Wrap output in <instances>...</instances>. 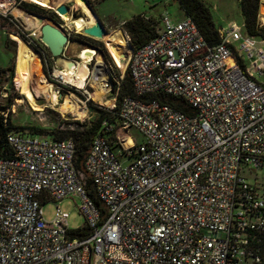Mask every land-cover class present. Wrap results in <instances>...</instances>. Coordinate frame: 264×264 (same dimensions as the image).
I'll use <instances>...</instances> for the list:
<instances>
[{"label":"built area","instance_id":"built-area-1","mask_svg":"<svg viewBox=\"0 0 264 264\" xmlns=\"http://www.w3.org/2000/svg\"><path fill=\"white\" fill-rule=\"evenodd\" d=\"M21 2L0 0V14ZM155 31L126 50L134 95L120 99L116 124L102 121L114 134L94 136L81 170L70 139L7 134L0 264H264V40L231 25L210 45L189 16L166 13ZM154 93L190 112L143 99ZM60 117L70 128L83 120ZM72 196L89 231L82 237L58 206L50 220L42 213L43 203Z\"/></svg>","mask_w":264,"mask_h":264},{"label":"rangeland","instance_id":"rangeland-1","mask_svg":"<svg viewBox=\"0 0 264 264\" xmlns=\"http://www.w3.org/2000/svg\"><path fill=\"white\" fill-rule=\"evenodd\" d=\"M20 1L53 10V7L50 5L44 6L32 0ZM59 1L68 8L66 18H64L65 16H58L57 21H53L60 25L68 35V42L64 48V56L80 61L75 57L77 52L82 48L92 47H88L74 39L75 34H82V30L73 26V20L81 17L84 22H89L92 19L94 20V17L83 16L80 12V7L75 4L73 0ZM203 1L208 6L212 20L218 29H226L231 25H237L241 29L243 28L238 0ZM92 7L97 18L105 27L107 34L115 33L116 35H118V33L115 30L121 28L124 31L121 27V23L135 14H145L157 20L163 13H166L173 20H179L184 15L176 0H101L100 2L94 3ZM16 9L23 11L29 16L22 13H14ZM10 11L11 13H9L8 16L11 17V19H9V23L5 25L6 28L0 26V103L6 105L7 97L11 96V105L13 104V106L10 105L8 109V117L13 125V130L46 134L55 128L57 118L61 115L69 118L75 117L80 120L89 117L92 118L95 116V109H91L90 105L97 108L108 107L111 104V90L113 84L118 81L117 73L122 76L127 67L126 50L129 48L125 44L124 58H120V61H118L111 51L106 48L107 46L104 40L97 39L100 40L106 48V59L101 52L92 48L96 55L86 63L88 67L87 78L76 86H72L52 74L53 67H58L55 65L54 59H52L50 55L48 56L47 49H45L40 41L39 27L44 20L38 19L36 16L39 15L28 13L21 7L15 8V6H12ZM26 17H29V21ZM44 17L50 19L47 16ZM257 20L260 25H264V0H260ZM12 34L23 41L40 61L38 73L32 74L28 82V88L33 99L32 101L26 99L20 92V80L16 73L14 75L18 39L13 38ZM125 34L128 36L126 32ZM97 55L101 57V60L105 63L109 71L107 87L104 93L98 87L95 77L90 75L95 64L99 61L96 58ZM81 72L82 68L78 66V68L75 69V76H80ZM82 84H84L83 87ZM44 88L49 92L57 91L55 100L46 97L43 92ZM79 100L84 101L85 107ZM64 101L67 102V105H63ZM68 105H70V107ZM129 133L136 141H141L142 136L136 129L130 128ZM246 173L249 175L252 174L248 171H246ZM247 179L253 181L251 176H248ZM77 205L78 200L75 196L65 198L59 203L47 201L42 204V213L46 220H50L54 216L56 206H58L62 211L68 213V227L74 229L83 224V219L77 210Z\"/></svg>","mask_w":264,"mask_h":264},{"label":"trees","instance_id":"trees-1","mask_svg":"<svg viewBox=\"0 0 264 264\" xmlns=\"http://www.w3.org/2000/svg\"><path fill=\"white\" fill-rule=\"evenodd\" d=\"M178 2L179 8L182 10L185 16H189L194 23L196 24L198 30L204 37V39L208 42V44L213 45L219 42V32L218 28L215 26L210 10L208 6L204 3L203 0H176ZM240 12L242 15L243 22V30L247 34L260 37L264 40V25H260L257 20L258 10L260 5V0H238ZM92 6V5H91ZM20 7L27 11L28 13L40 16H47L52 21L56 22L58 16L53 10H49L38 6L36 4L21 2ZM9 23V16L5 17L0 15V26L5 27L6 24ZM158 23L157 19H154L145 14H135L132 15L129 19L124 20L121 23V27L129 36V44L132 49H136L145 43L148 39L152 38L156 31L155 26ZM118 35L123 39L124 44L129 48V44L127 41V35L125 32L119 28L116 30ZM75 40L80 43L94 48L96 51H99L103 54L106 59L107 51L104 45L100 42V40L94 39L92 37L77 33L75 34ZM45 47V46H44ZM87 48V47H86ZM45 49H47L45 47ZM48 51V49H47ZM109 51V50H108ZM96 53H94L95 55ZM50 55L48 51V56ZM51 57V55H50ZM52 58V57H51ZM53 59V58H52ZM14 70V69H13ZM15 75V70H14ZM118 75V81L113 84L111 90V96L115 94V89L117 87L116 93V107L113 109H109L107 107H97L94 108L90 105L91 109H95V116L85 118L81 121L74 120L72 121V127L66 126L69 121L57 118L56 126L51 130V132L46 133L47 135L61 140V139H70L74 145V165L77 169L81 170L83 161L87 155L90 144L97 134H112L113 132L106 131L102 126V121L107 119L109 122L116 124L117 123V115L115 114L117 110V106L119 104L120 99L123 96H133V87L132 81L128 72V68L126 67L122 76ZM151 98H157L160 102L168 103L175 108L189 113V107L184 103V101L180 98L166 95L163 93H154L148 94L143 97L144 100H148ZM11 96H8L6 101V105L0 103V157L7 156L11 153V147L7 143L6 136L7 134L13 130V125L11 124L8 114L7 119L4 121L3 111L11 105ZM61 123L64 124L63 127H58ZM86 189L91 198L95 201L96 204H99L97 198L93 193V189L91 187V183L89 179H86ZM89 233L88 227L85 224L75 228L72 231V237H82Z\"/></svg>","mask_w":264,"mask_h":264},{"label":"bare ground","instance_id":"bare-ground-1","mask_svg":"<svg viewBox=\"0 0 264 264\" xmlns=\"http://www.w3.org/2000/svg\"><path fill=\"white\" fill-rule=\"evenodd\" d=\"M32 1L38 4H41V5H44V6L48 5V0H32ZM73 1L75 2V4H77L80 7V12L83 16L85 17L91 16L88 10L86 9L85 5L83 4L82 0H73ZM59 3H60L59 0H49V5L52 7H55ZM16 12L22 13L24 15H28V14H25L23 11H20L17 9L14 10V13ZM62 16H65L64 18L67 17L66 14H63ZM26 18L28 20L29 17H26ZM44 22H48V21L45 20ZM93 22H94L93 19L89 22H84L81 17H78L73 20V26L77 29H82L84 26L89 25ZM12 37L18 39L15 73L20 80V92L26 97V99L32 101L33 99H32L30 90L28 88V82L30 81L32 74L38 73L40 61L38 57L34 54V52L23 41H21L16 35L12 34ZM102 39L104 40L105 45L111 51L113 56L118 61H120L121 55H125V46H124L123 39L119 37L118 35H116L115 33L106 34ZM95 55H94V50L92 48H82L76 54V56H78V59L80 61H76L74 67H70L66 69L65 60H62L61 66L63 67L64 70L59 71V69L55 68L54 74L57 77H59V79L63 80L65 83H69L72 86L73 85L76 86L78 83H81L82 80H85L87 78L88 67L86 63L90 61L91 59H93ZM96 58L99 61L95 64V67L92 70L90 75H93L95 77L98 87L104 93L107 87L109 71L105 63L101 60V57L97 55ZM78 66H81L82 72L80 73V76L76 77L75 69L78 68ZM83 85L84 84H82V87ZM43 92L46 95V97L53 98L54 100L57 97V94H56L57 91L49 92L47 89L44 88ZM66 101L63 102V105H67ZM68 106L70 107V105ZM129 143H131V140L126 141V144H129Z\"/></svg>","mask_w":264,"mask_h":264},{"label":"water","instance_id":"water-1","mask_svg":"<svg viewBox=\"0 0 264 264\" xmlns=\"http://www.w3.org/2000/svg\"><path fill=\"white\" fill-rule=\"evenodd\" d=\"M89 14L94 17V22L84 26L82 30V34L92 37L94 39H102L107 31L103 26L102 22L97 18L95 11L91 4L87 0H82ZM49 5V0H48ZM56 14L63 15L68 12V8L65 4L60 3L53 7ZM40 20H47L48 22H42L39 27L40 41L41 43L48 49L51 57L54 59V63L57 67L63 68L61 66V61L65 60V68L74 67L77 60L66 58L64 56V48L66 43L68 42V35L62 29L60 25L51 21V19H47L44 16H36ZM111 34V33H110ZM129 44V43H128ZM129 49L131 46L129 44ZM78 58V56H75ZM120 58H124V55H121Z\"/></svg>","mask_w":264,"mask_h":264},{"label":"crops","instance_id":"crops-1","mask_svg":"<svg viewBox=\"0 0 264 264\" xmlns=\"http://www.w3.org/2000/svg\"><path fill=\"white\" fill-rule=\"evenodd\" d=\"M116 31V30H115ZM118 33V32H117Z\"/></svg>","mask_w":264,"mask_h":264}]
</instances>
